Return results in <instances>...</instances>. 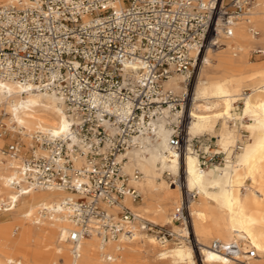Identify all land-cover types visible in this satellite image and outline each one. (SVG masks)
<instances>
[{"label":"built area","instance_id":"1","mask_svg":"<svg viewBox=\"0 0 264 264\" xmlns=\"http://www.w3.org/2000/svg\"><path fill=\"white\" fill-rule=\"evenodd\" d=\"M255 1L15 0L0 5V77L57 93L72 119L68 137L34 136L28 149L14 140L3 153L19 160L13 182L24 194L54 187L77 194L63 202L74 225L68 239L75 251L84 237L128 238L137 226L163 244L188 242L200 251L189 233L145 220L126 203L127 197L141 201L135 181L143 173L139 168L128 172L125 163L147 136L155 140V122L166 109L176 116L167 123L168 145L184 153L191 98L166 83L180 73L189 84L202 52L223 46L237 22L250 23ZM247 137L242 134L235 151ZM193 140L211 139L199 135ZM201 160L207 166L208 160ZM197 197L185 189L172 210L173 223L189 228L190 203ZM211 248L238 264L258 256L252 248L239 259L243 239L238 237L214 240Z\"/></svg>","mask_w":264,"mask_h":264},{"label":"bare ground","instance_id":"2","mask_svg":"<svg viewBox=\"0 0 264 264\" xmlns=\"http://www.w3.org/2000/svg\"><path fill=\"white\" fill-rule=\"evenodd\" d=\"M14 1L0 0V5ZM250 19V23L237 22L234 36L223 38V46L206 49L192 93L183 74L175 73L166 83L176 93L191 95L184 153L168 145L171 130L167 123L176 116L166 109L155 122V140L147 136L144 147L129 151L125 163L128 172L139 168L143 173L135 181L141 201L133 203L129 197L125 201L140 217L156 225H174L177 233L191 235L189 228L173 223L169 210L178 197L181 201L185 189L198 193L200 199L191 201L189 215L204 264H238L211 248L214 240L229 242L237 237L243 239V254L238 258H247L246 252L255 248L258 256L249 263L264 264V60H250L253 50H264V0L255 1ZM252 29L260 34L255 35ZM247 84L251 91L243 93ZM241 100L238 112L236 104ZM65 108L55 92L34 90L0 77V112L6 110L9 118L5 125L14 136H20L27 149L34 145V136L68 137L72 133V119ZM232 121L251 133L237 152L231 147L241 139L238 130H229ZM218 122L217 153L226 154L225 163L205 169L188 144L198 135L214 131ZM2 143L0 138V214L5 218L0 221V264H139L141 258L136 255L151 252L161 262L197 264L194 244H163L138 226L128 238L122 235L104 241L95 234L84 237L75 251L68 239L74 225L63 202L77 194L55 187L30 189L24 194L13 182L18 178L19 160L5 155ZM165 171L175 182L167 183Z\"/></svg>","mask_w":264,"mask_h":264},{"label":"rangeland","instance_id":"3","mask_svg":"<svg viewBox=\"0 0 264 264\" xmlns=\"http://www.w3.org/2000/svg\"><path fill=\"white\" fill-rule=\"evenodd\" d=\"M258 30L263 32L260 28H258ZM207 50H204L202 52V54L200 56V60L198 61L197 65H196V68H195V71H194V74H193V76H192V78L190 80V84H189L190 85L189 86L190 93H192V91L194 90V87H195V85L197 83V78H198V74L200 72V68H201V65H202V60H203L204 55L206 54ZM254 51H256V50H253L251 52V54H250V60L252 62H261V61H263L264 60V54L260 55V54L254 53ZM250 91H251V86L249 84L245 85L243 87V89H242L243 93H247V92H250ZM190 97H191V95H190ZM240 102L236 104L237 106H239V108L237 109L238 112L241 111L240 109H242V106H243L242 100ZM5 112H6V110H3V112H0V138L3 140V143H2L3 145H1L2 150H3L4 147H6V145H8L9 143L13 142L14 140H21L20 136H18V135L14 136L12 134L11 130L7 127V125H5V123H7L6 120L9 118L8 115L4 114ZM244 124H247V122H244ZM220 127H221V122H218V124H217V126H216L214 131H206V133L204 132L203 134H200V135H206V137L210 138L211 140H204L203 143H198V142L193 140L192 142H190L188 144L195 150V153L198 155L200 160L202 159V157H205V159L208 160V163H207L208 167H212L213 165L224 166V163H225L226 154L224 152L217 153V151H219V147L217 145V142L219 140L218 132H219V128ZM229 130H231L233 132H236V130H238L237 134H238V137L240 139L242 137V134H244V133H248L249 136L251 135V133L247 130L246 127H239L236 124L235 121H232V122L229 123ZM247 139H248V137H247ZM234 148H235V146L231 147V150L232 149L234 150ZM26 149H27V147H26ZM237 151H240V150H237ZM237 151H235V152H237ZM201 162H202V160H201ZM207 166H204V168L207 169L208 168ZM181 175H182V170H181ZM163 177L167 181V183L170 185V180L168 179V176L166 175V171L164 172ZM160 181L161 180L158 179V182H160ZM173 187H175V186H173ZM175 188H177V187H175ZM177 192L180 193V190L178 188H177ZM144 196H145V194H144ZM196 199L198 200L200 198L197 197ZM179 201H180V197H178L175 200V203H173V205L171 206V208L169 210V216L170 217H171L172 210L179 203ZM136 211H138V210H136ZM138 213H139V211H138ZM3 217H4V215L0 214V221L5 219ZM165 226L172 227L169 224L165 225ZM175 226H178V225L175 224ZM174 228L175 227L173 225L172 229L174 231H176ZM189 229L191 231V237L194 238V234H193L194 232H193L192 221L191 220L189 222ZM145 233L146 234H150V235L151 234L155 235V233H152V232H149V231H145ZM142 248L148 250V246H146V247L143 246ZM196 251H197V253H196V262H197V264H203L202 261H201V258H200V256H201L200 255V251L198 249ZM136 256H138V258H141L140 261H139V264H184V263H174V262L169 261V260H162V262H161V259H159L152 252L144 254V255L139 254V255H136Z\"/></svg>","mask_w":264,"mask_h":264}]
</instances>
